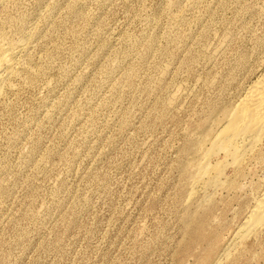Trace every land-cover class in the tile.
I'll use <instances>...</instances> for the list:
<instances>
[{"label":"rangeland","instance_id":"obj_1","mask_svg":"<svg viewBox=\"0 0 264 264\" xmlns=\"http://www.w3.org/2000/svg\"><path fill=\"white\" fill-rule=\"evenodd\" d=\"M263 74L264 0H0V264H264Z\"/></svg>","mask_w":264,"mask_h":264},{"label":"bare ground","instance_id":"obj_2","mask_svg":"<svg viewBox=\"0 0 264 264\" xmlns=\"http://www.w3.org/2000/svg\"><path fill=\"white\" fill-rule=\"evenodd\" d=\"M262 137H264V74L255 85L253 84L239 106L231 114L229 122L219 132L215 144L219 140L221 143L219 147L222 146L225 157L232 158L236 165L241 164L242 159L246 156H244L245 152H248L247 149L251 148L256 141L258 144V140ZM251 149L249 150L251 151ZM251 152L254 154L255 150ZM217 164L219 165V163ZM205 169H208V165L203 164L202 170ZM217 171H220V168ZM255 211L258 219L264 220V196L258 201V207Z\"/></svg>","mask_w":264,"mask_h":264}]
</instances>
